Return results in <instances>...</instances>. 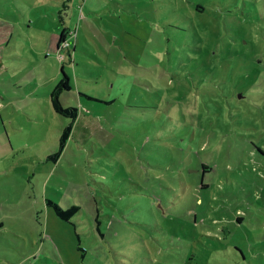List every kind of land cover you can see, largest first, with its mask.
<instances>
[{"label": "rangeland", "instance_id": "obj_1", "mask_svg": "<svg viewBox=\"0 0 264 264\" xmlns=\"http://www.w3.org/2000/svg\"><path fill=\"white\" fill-rule=\"evenodd\" d=\"M31 2L78 47L0 69V264H264V0Z\"/></svg>", "mask_w": 264, "mask_h": 264}, {"label": "crops", "instance_id": "obj_2", "mask_svg": "<svg viewBox=\"0 0 264 264\" xmlns=\"http://www.w3.org/2000/svg\"><path fill=\"white\" fill-rule=\"evenodd\" d=\"M61 1L63 2L64 0ZM72 4L73 2H71V5ZM22 5L24 6L23 7L24 17L29 18V21L27 23V29L23 28V26L21 25V19L18 16V14H16V12H11L13 15V19H11V21L10 19L4 21L2 20V18H0V27L2 28L1 31L3 32V35L6 36L5 40L1 41L5 53L0 56V69L7 68V64H6L7 62L12 67H19V68L25 67V62L28 61V59L26 56L23 57L22 54L20 53L24 51H28V49L30 50V48L27 47L26 43L23 41L24 39H26V41L31 43L33 51L38 53L37 64L35 65L37 67H39L43 62L47 66H49L50 63H53V59L61 64L65 63L66 58H69V62H72L76 56L75 52L78 47L77 39L74 40L75 44L73 46L65 49H61L59 47V42L63 34H65L66 37L65 39H67V37L70 36L69 31L72 30V28H69L70 27L69 25H72L73 22L76 20L75 16L77 18V14H78L77 11L73 9L71 6V11L67 13L65 17L61 11L58 14V11L60 10L59 6L52 5V8L56 10V12L54 13L51 12L49 8H45L43 13L37 11L38 16L36 20L38 21L45 20L49 22V26H44V28L42 29L36 27L35 31H33L30 29V27H32V24L34 22L30 18V15L33 13V9L36 5H34V3L31 2V0H22ZM26 8H28L27 9L28 11H25ZM55 15L58 16V18ZM51 22L59 23L58 27L56 28L53 27L51 25ZM67 31L68 34H66ZM80 32L81 29L79 33H77V37H79ZM41 42H46V46L45 49H42L40 51L39 44ZM62 53L64 54L61 55ZM61 81L62 80H59V78L56 79L55 87H57V85ZM53 91L54 90H52V92H49L51 95V102H52Z\"/></svg>", "mask_w": 264, "mask_h": 264}, {"label": "trees", "instance_id": "obj_3", "mask_svg": "<svg viewBox=\"0 0 264 264\" xmlns=\"http://www.w3.org/2000/svg\"><path fill=\"white\" fill-rule=\"evenodd\" d=\"M65 34H63L61 36V39H60V42H59V47L61 48V44L64 40H67L65 39ZM262 39H260L259 41H261ZM264 40V39H263ZM262 42V41H261ZM75 44V42L73 43L72 42V45L73 46ZM263 47H264V44H261ZM65 85H66V82L65 80H62L58 85L57 87L54 89L53 93H52V105H53V108L55 109V111L62 115V116H70L72 118L73 121L76 120L77 118V109L74 108V107H63V105L61 104L60 102V94L62 91L65 90ZM72 130V127L71 126H68L62 136H61V140H60V144H61V148H64L65 144H66V141L68 140L69 138V135H70V132ZM208 171V168L205 166L204 167V171L203 173H206ZM49 205H52L54 210H55V213L56 215L64 220V221H70V218L76 214L77 212H79V207L77 206H73L72 208H69L68 210H64L62 209L57 203H53V202H49Z\"/></svg>", "mask_w": 264, "mask_h": 264}, {"label": "built area", "instance_id": "obj_4", "mask_svg": "<svg viewBox=\"0 0 264 264\" xmlns=\"http://www.w3.org/2000/svg\"><path fill=\"white\" fill-rule=\"evenodd\" d=\"M75 34H72V37H74ZM71 38V37H70ZM72 42L74 43V39L71 38V41L69 40H64L61 44V49H65V48H70L72 45Z\"/></svg>", "mask_w": 264, "mask_h": 264}]
</instances>
